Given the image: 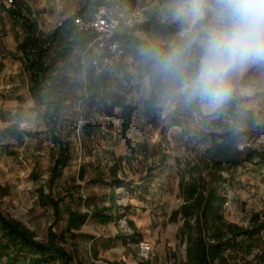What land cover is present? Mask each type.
Listing matches in <instances>:
<instances>
[{
    "label": "rangeland",
    "instance_id": "374dc122",
    "mask_svg": "<svg viewBox=\"0 0 264 264\" xmlns=\"http://www.w3.org/2000/svg\"><path fill=\"white\" fill-rule=\"evenodd\" d=\"M14 1L13 9L36 20L41 31L49 34L77 15L89 0ZM105 2L116 8L121 34L169 45L186 27L175 18V0ZM27 25L26 19L0 12V63L4 65L0 74V212L26 227L37 241H45L50 227L58 233L64 230L67 215L59 223L55 220L53 207L39 199L44 190L55 200H63L64 207L69 204L88 214L75 238L63 233V245L74 263L78 259L86 264H184L187 244L179 214L185 202L184 185L201 176L209 180L201 164L212 144V137L205 135L212 129L204 128L202 117L214 113L205 114L170 93L158 99L153 111H146L144 102L153 87L147 76H137L134 49L128 47L122 60L134 75L135 87L128 98L137 108L130 129L122 137L118 116L87 108L76 99L62 131L72 145L73 157L53 184L57 144L31 98L25 64L9 56L23 40ZM165 25L170 26L166 33L159 30ZM231 99L238 109L264 117V63L234 77ZM85 119L102 124L106 134L83 141L74 124L81 125ZM16 123L18 134L6 135L4 130ZM236 145L240 151L253 147L264 152V128L242 136ZM81 166L83 176L79 175ZM222 174L228 180L224 185L226 221L248 227L254 214L264 217V164L256 160ZM115 178L128 183L127 187L114 185ZM94 209L112 220L93 216Z\"/></svg>",
    "mask_w": 264,
    "mask_h": 264
},
{
    "label": "trees",
    "instance_id": "16d2710c",
    "mask_svg": "<svg viewBox=\"0 0 264 264\" xmlns=\"http://www.w3.org/2000/svg\"><path fill=\"white\" fill-rule=\"evenodd\" d=\"M14 4L0 0V12L26 19L28 25L23 40L9 56L25 64L29 73V93L39 109L40 117L48 122L50 134L57 144L51 179L54 184L73 157L72 145L63 138L62 131L75 110V100H82L87 108H96L107 116H118L121 134L125 137L131 127L132 114L137 109L128 98L135 87L132 84L134 75L129 72V65L121 59L113 70H106L97 76L92 67L94 53L88 49L93 34L78 31L73 18L64 21L51 33L44 34L38 22L13 9ZM101 4L108 3L105 0H89L77 15L87 12L93 5ZM168 28L170 26L165 25L159 30L166 33L165 29ZM118 37L127 48L134 49L133 65L137 76H147L150 80L153 93L144 102V109L153 111L158 99L169 92L166 83L153 68V61L143 53L152 47L167 50L168 45L138 39L130 33H120ZM136 62L138 65H135ZM3 70L4 65L0 63V74ZM17 100L20 105L23 103L22 97H17ZM116 109L120 110L118 114L115 113ZM0 116H3L2 112ZM202 124L204 128L212 129L205 135L212 137V144L201 164L208 171L209 180L201 176L184 185L185 202L179 211L183 220L181 232L187 244L184 264H264V217L260 213L254 214L248 227L226 221L224 185L228 180L222 174L256 160L264 164L263 151L253 147L240 151L236 145L242 136L264 128V117L238 109L237 102L230 99L218 112L202 117ZM74 128L79 129L78 134L83 141L106 134L102 124L89 119H85L81 125L75 122ZM18 132V123L4 130L10 136ZM83 174L81 166L79 175ZM112 183L121 187L128 184L116 178ZM39 199L53 207L58 223L67 215L64 230L58 233L50 227L47 239L37 241L26 227L0 212V264H86L78 259L74 263L73 256L62 241L65 238L63 233L71 238L77 236L75 233L84 226L88 214L73 210L69 204L64 207L63 200H55L44 190L39 192ZM92 215L107 222L112 220V216L97 209Z\"/></svg>",
    "mask_w": 264,
    "mask_h": 264
},
{
    "label": "clouds",
    "instance_id": "9594fccd",
    "mask_svg": "<svg viewBox=\"0 0 264 264\" xmlns=\"http://www.w3.org/2000/svg\"><path fill=\"white\" fill-rule=\"evenodd\" d=\"M175 18L186 25L178 40L143 54L173 98L218 112L234 77L264 63V0H175Z\"/></svg>",
    "mask_w": 264,
    "mask_h": 264
},
{
    "label": "built area",
    "instance_id": "2783aa9c",
    "mask_svg": "<svg viewBox=\"0 0 264 264\" xmlns=\"http://www.w3.org/2000/svg\"><path fill=\"white\" fill-rule=\"evenodd\" d=\"M8 2L14 4V0ZM72 18L78 31L94 35L88 44V49L94 53V73L98 76L106 70H113L127 53V45L118 37L121 19L116 8L110 4L96 5L90 11Z\"/></svg>",
    "mask_w": 264,
    "mask_h": 264
}]
</instances>
